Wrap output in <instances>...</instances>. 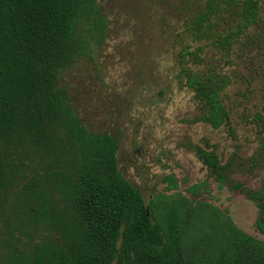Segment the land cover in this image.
Returning a JSON list of instances; mask_svg holds the SVG:
<instances>
[{
    "label": "trees",
    "instance_id": "obj_1",
    "mask_svg": "<svg viewBox=\"0 0 264 264\" xmlns=\"http://www.w3.org/2000/svg\"><path fill=\"white\" fill-rule=\"evenodd\" d=\"M155 1L178 24L174 80L198 111L188 123L235 139L224 98L238 75L225 70L251 51L264 66L262 0ZM105 30L97 0H0V264H264V242L216 208L146 203L118 168V137L83 124L61 78L94 58ZM244 123L259 135L252 158L223 162L207 140L187 148L219 187L255 203L264 235V187L231 179L264 168V105Z\"/></svg>",
    "mask_w": 264,
    "mask_h": 264
},
{
    "label": "rangeland",
    "instance_id": "obj_2",
    "mask_svg": "<svg viewBox=\"0 0 264 264\" xmlns=\"http://www.w3.org/2000/svg\"><path fill=\"white\" fill-rule=\"evenodd\" d=\"M106 18L105 39L94 58L78 61L61 78L86 128L119 139L118 168L146 203L181 197L195 205L206 203L242 232L264 242L255 227V203L228 186L219 187L187 143L209 141L222 161L234 153L249 159L259 151V135L244 123L264 105V66L260 54L248 52L237 66L225 70L238 77L225 91L235 139L226 128L213 130L188 120L198 114L191 93L174 80L178 51L176 17L155 0H97ZM264 21V0H262ZM176 190L168 191L165 178ZM231 179L245 188L264 187V168L253 174L236 171ZM198 191L193 194L190 189Z\"/></svg>",
    "mask_w": 264,
    "mask_h": 264
}]
</instances>
